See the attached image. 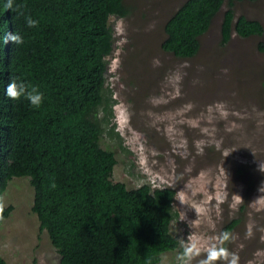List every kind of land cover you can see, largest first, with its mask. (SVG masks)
I'll return each instance as SVG.
<instances>
[{
    "label": "trees",
    "instance_id": "obj_1",
    "mask_svg": "<svg viewBox=\"0 0 264 264\" xmlns=\"http://www.w3.org/2000/svg\"><path fill=\"white\" fill-rule=\"evenodd\" d=\"M245 1L257 0H185L165 23L162 49L194 58L226 3L223 45L233 35L264 37L259 20L235 16V4ZM5 4L0 0V228L14 210L3 201L9 183L29 178L32 210L60 264H162L180 244L171 230L176 190L115 182L116 153L101 145L114 106L106 87L115 45L110 20L130 17L132 7L126 0H13L14 10ZM25 16L38 25L28 27ZM7 32L20 33L23 44H4ZM11 79L37 86L40 107L6 97ZM109 135L119 138L115 126Z\"/></svg>",
    "mask_w": 264,
    "mask_h": 264
},
{
    "label": "rangeland",
    "instance_id": "obj_2",
    "mask_svg": "<svg viewBox=\"0 0 264 264\" xmlns=\"http://www.w3.org/2000/svg\"><path fill=\"white\" fill-rule=\"evenodd\" d=\"M184 1L126 0L130 17H111L115 45L106 87L113 119L101 145L116 153L115 182L176 190L171 230L200 246L191 264L238 219L225 246L238 264H264V192L258 191L264 184V37L233 35L223 45L226 3L198 54L177 58L162 43L165 23ZM234 11L264 25V0L237 2ZM112 126L119 138L109 135ZM3 201L14 210L0 228V258L60 264L32 210V181L13 179ZM180 250L179 244L164 253L161 263L178 264Z\"/></svg>",
    "mask_w": 264,
    "mask_h": 264
},
{
    "label": "clouds",
    "instance_id": "obj_3",
    "mask_svg": "<svg viewBox=\"0 0 264 264\" xmlns=\"http://www.w3.org/2000/svg\"><path fill=\"white\" fill-rule=\"evenodd\" d=\"M5 7L7 9H13V0H6ZM23 15V13H19ZM25 21L28 27H36L39 23L38 20L33 19L31 16H25ZM9 41L13 42L15 46H20L24 42L23 36L18 32H7L3 36V43L7 44ZM6 97L12 101L20 100L21 98L27 100L33 107H40L43 102L44 94L39 91L38 87L31 85L23 80L11 79L4 89ZM262 167V165H259ZM260 193L264 192V184L258 189ZM242 199L241 196L235 194ZM260 197V196H259ZM258 197V198H259ZM234 239L231 233L225 231L222 232L216 239L217 242L208 244L206 248V255L199 260L198 264H238L239 256L231 252L226 246L225 242ZM181 246V250L177 254L178 264H191L194 257L200 254V246L195 240H189V237L178 238Z\"/></svg>",
    "mask_w": 264,
    "mask_h": 264
}]
</instances>
